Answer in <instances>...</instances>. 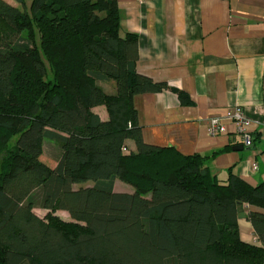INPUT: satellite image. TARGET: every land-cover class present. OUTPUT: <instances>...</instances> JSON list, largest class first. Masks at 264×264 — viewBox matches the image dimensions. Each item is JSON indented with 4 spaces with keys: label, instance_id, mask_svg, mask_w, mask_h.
I'll use <instances>...</instances> for the list:
<instances>
[{
    "label": "trees",
    "instance_id": "trees-1",
    "mask_svg": "<svg viewBox=\"0 0 264 264\" xmlns=\"http://www.w3.org/2000/svg\"><path fill=\"white\" fill-rule=\"evenodd\" d=\"M15 1L0 0V264H264L238 223L239 205L262 209L248 220L264 241V183L214 175L216 152L144 142L134 97L169 87L137 71L118 0ZM111 80L113 94L99 85ZM46 139L56 168L41 160Z\"/></svg>",
    "mask_w": 264,
    "mask_h": 264
},
{
    "label": "crops",
    "instance_id": "crops-1",
    "mask_svg": "<svg viewBox=\"0 0 264 264\" xmlns=\"http://www.w3.org/2000/svg\"><path fill=\"white\" fill-rule=\"evenodd\" d=\"M118 4L122 34L138 35L137 71L169 87L134 97L144 142L173 147L185 155L216 152L208 161L214 175L226 179L232 169L251 186L263 184L264 0H118ZM99 85L110 94L116 92L113 80ZM179 91L190 102L183 103ZM236 108L251 122V146L230 118ZM93 111L102 121L110 119L105 105ZM215 118L225 126L224 132H211ZM46 140L41 160L56 168L59 143L48 140L58 144L54 162H49L43 159ZM126 149L136 151L134 140L126 141ZM121 181L115 180L116 192L134 193L132 185L131 189ZM94 184L87 181L74 188ZM243 208L245 217H238L242 240L264 247L248 220L250 210L262 209ZM34 212L44 218L48 211L36 207ZM56 214L72 221L68 211Z\"/></svg>",
    "mask_w": 264,
    "mask_h": 264
},
{
    "label": "built area",
    "instance_id": "built-area-1",
    "mask_svg": "<svg viewBox=\"0 0 264 264\" xmlns=\"http://www.w3.org/2000/svg\"><path fill=\"white\" fill-rule=\"evenodd\" d=\"M230 118L233 119L237 125L238 132L242 133L244 136V140L246 145H252V136L249 133V128L251 126L250 120L246 117V115L241 111V109L236 108L230 114ZM210 130L213 134L217 132H224L226 130L225 126L220 123V120L215 118L211 120ZM123 150L126 151V147H123Z\"/></svg>",
    "mask_w": 264,
    "mask_h": 264
},
{
    "label": "rangeland",
    "instance_id": "rangeland-1",
    "mask_svg": "<svg viewBox=\"0 0 264 264\" xmlns=\"http://www.w3.org/2000/svg\"><path fill=\"white\" fill-rule=\"evenodd\" d=\"M7 2H9V3H11L12 5H15V6H20V4L17 2V1H15V0H6ZM58 144L57 143H55V142H52V141H48V140H46V142H45V147H44V155H43V159L44 160H46V161H49V162H54V159H53V155L55 154V153H57L56 151H57V148H56V146H57ZM53 160V161H52ZM48 162V163H49ZM49 164H51L52 165V163H49ZM122 182V181H121ZM124 185H126V187L127 186H129L131 189H132V186L131 185H129V184H127V183H125V182H122ZM37 211H38V213H40L41 215H44L45 214V212L41 209H36Z\"/></svg>",
    "mask_w": 264,
    "mask_h": 264
},
{
    "label": "water",
    "instance_id": "water-1",
    "mask_svg": "<svg viewBox=\"0 0 264 264\" xmlns=\"http://www.w3.org/2000/svg\"><path fill=\"white\" fill-rule=\"evenodd\" d=\"M238 211H239V213H238V217H239V218H244V217H245V213H244V208H243L242 205H239V206H238Z\"/></svg>",
    "mask_w": 264,
    "mask_h": 264
}]
</instances>
